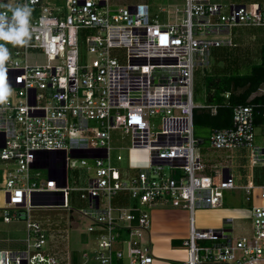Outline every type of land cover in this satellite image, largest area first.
<instances>
[{
  "label": "built area",
  "instance_id": "2783aa9c",
  "mask_svg": "<svg viewBox=\"0 0 264 264\" xmlns=\"http://www.w3.org/2000/svg\"><path fill=\"white\" fill-rule=\"evenodd\" d=\"M10 1L32 8L31 40L14 49L24 62L15 56L5 65L13 90L0 105V189L6 198L0 208L5 221L25 219L27 233L24 247H0V264H74L70 254L64 259L46 252L48 230L33 215L36 207H69L67 172L74 157L87 168L90 158L95 162L93 176L79 189L89 202L80 212L92 219L88 230L99 237L98 264H125V257L129 264H155L151 238H145L151 224L145 206L158 202L191 213L183 241L187 257L170 264H264V183L251 176L238 184L229 166L210 167L194 134L196 65L210 62L212 47L235 44L234 26L264 25V2L183 0L151 19L147 3L112 11L108 0ZM81 32L94 55L85 61ZM113 47H125L126 62L112 54ZM30 49L45 61L29 62ZM257 105H235L232 125L214 129L210 146L249 149L251 165L264 164V145L254 143L256 125L264 133V103ZM156 113L161 127L155 129L149 116ZM114 129L129 134L132 148L148 149L146 166L130 164L131 173L112 162ZM41 168L48 169L46 177ZM238 186L252 201L249 233L235 235L231 216L224 219L228 227L195 225L196 207H219L226 189ZM115 195L134 201L114 204Z\"/></svg>",
  "mask_w": 264,
  "mask_h": 264
},
{
  "label": "rangeland",
  "instance_id": "374dc122",
  "mask_svg": "<svg viewBox=\"0 0 264 264\" xmlns=\"http://www.w3.org/2000/svg\"><path fill=\"white\" fill-rule=\"evenodd\" d=\"M225 4L231 2L242 3L249 1L246 0H214ZM255 1V0H254ZM264 2V0H259ZM63 2V0H61ZM142 3L149 4L150 18L154 19L158 17L163 18V7H171L174 4H183V0H108V7L112 11H116L121 6L138 5ZM7 4H11L8 0ZM228 7L225 5L224 10L227 11ZM257 29L256 26L239 25L234 26L230 35L236 42L232 45L214 46L210 53V62L205 64H197L194 73V100L198 106L206 105L208 101V77L221 71H229L238 65V69L241 72H248L250 70V60L260 59V53L258 48L260 43L252 42L249 36L252 31L246 37V29ZM87 32H81L80 35V54L82 61L91 59L94 55L89 52L88 44L86 41ZM0 43H6L0 41ZM10 49V57L15 56L24 62V55H15L14 49L21 48L20 46H13L8 43ZM23 48V47H22ZM21 48V49H22ZM112 54L118 56L121 62L127 61L125 47H113ZM29 62H44L45 55L38 53L33 49L28 51ZM13 90V89H11ZM151 121L154 128L161 127V119L159 114H151ZM121 129L113 130V137L111 140L112 148L110 150L112 162L120 167L122 170H129L131 173L133 169L129 168L130 164H136L139 167L146 166L150 160V154L147 148H132V142L129 134L121 132ZM255 144L264 145V133H262V126L256 125L255 128ZM200 151L203 158L209 161L211 165L217 166H229L234 173L238 184H243L248 181L249 178L254 179L256 183H264V164L258 161L253 166L250 163V150L246 149L244 152L241 149H214L210 146L209 142L200 145ZM243 152V153H241ZM121 153L123 158L117 159V154ZM75 161V162H74ZM74 162V163H73ZM1 163V160H0ZM90 168L82 165L79 157L71 159V167L68 168V184L70 185V205L65 206H53V207H36L33 210L35 218L46 226V228H54L53 231L57 235L54 241L49 238L44 245V249L48 253L56 254L58 257L64 259L70 254L76 257L77 264H98L96 255L99 250V237L96 232L88 230V225L92 222L91 218L85 216L82 212L83 209L88 208L89 202L86 198L81 197V191L79 188L86 186L89 181V177L94 174V159H89ZM33 169V174H34ZM44 175H47V170H42ZM164 171L171 173V168L165 166ZM2 198L5 199L3 190H0V203ZM134 200L130 197H126L125 200H119L118 195L113 197L114 204H131ZM252 201L247 199V193L241 186L226 189L225 199L219 207L211 206H199L196 207L194 212V223L197 227L211 228L219 225L221 218L225 216L234 217V233L235 235H241L243 233H249L253 223L251 216ZM1 207V206H0ZM150 212V233L145 235V238H151L152 252L157 257L155 264H170V260H184L187 257V246L183 245L182 241L177 244H172L169 241L171 225L180 226L183 223L182 211H186V218L189 224L190 230V209L183 206H174L172 204H164L158 202L152 207H148ZM23 220V227L17 230L22 237L26 236V221ZM5 221L0 220V225L6 224ZM124 222H127L125 220ZM12 224V223H10ZM176 233V232H174ZM58 239V241H56ZM25 244L23 243V245ZM5 247V246H1ZM173 249V250H172ZM53 250V251H52ZM67 250V254L65 255ZM170 250V251H168ZM50 251V252H49ZM87 252V256L84 253ZM174 256H170L171 253ZM125 264H129L128 258L124 259Z\"/></svg>",
  "mask_w": 264,
  "mask_h": 264
},
{
  "label": "trees",
  "instance_id": "16d2710c",
  "mask_svg": "<svg viewBox=\"0 0 264 264\" xmlns=\"http://www.w3.org/2000/svg\"><path fill=\"white\" fill-rule=\"evenodd\" d=\"M258 52L260 59L250 60L248 72H241L236 65L229 71L209 75L208 101L194 109V134L199 145L209 142L214 129L232 125L235 105L253 104L259 109L257 104L264 103V41L260 43ZM73 262L77 264L76 257H73Z\"/></svg>",
  "mask_w": 264,
  "mask_h": 264
},
{
  "label": "clouds",
  "instance_id": "9594fccd",
  "mask_svg": "<svg viewBox=\"0 0 264 264\" xmlns=\"http://www.w3.org/2000/svg\"><path fill=\"white\" fill-rule=\"evenodd\" d=\"M6 11H0V41L11 43L14 47L27 46L31 40L30 18L32 8L27 4L12 6L0 5ZM11 13L9 17L8 13ZM10 59V52L4 43H0V105H5L12 90L6 82V62Z\"/></svg>",
  "mask_w": 264,
  "mask_h": 264
},
{
  "label": "crops",
  "instance_id": "0c3cea01",
  "mask_svg": "<svg viewBox=\"0 0 264 264\" xmlns=\"http://www.w3.org/2000/svg\"><path fill=\"white\" fill-rule=\"evenodd\" d=\"M251 1H254V0H250V2ZM242 3H246V2H242ZM252 27H254V26H252ZM256 27H257V29L253 28V30L246 29V37L249 34V31H252L251 35L249 36V38H251L252 42H256V44H257V43H261V42L264 41V25H258ZM242 151L244 152V150H242ZM243 152H241V153H243ZM43 169L47 170V175H48V169L41 168V171ZM42 174L45 177L47 176V175H44L43 171H42ZM3 193L5 195L4 191H3ZM52 199H53V197L44 196L42 200H45V201L49 202ZM5 200H6V198L5 199L2 198V203H0V206H3L5 204ZM182 214H183V216H182L183 223L180 226L171 225L170 228H169L170 234H172L169 237V241L173 245L177 244V243H179L181 241L183 243L184 238L187 237L188 234H189V224H188V221H187V218H186L187 217L186 216V211H182ZM226 217H229V216H225V217L221 218L219 225H216L214 227H222V226L228 227L227 225H225V222H224V219ZM22 219L23 218L14 219V220H11V221H5L2 218L1 208H0V220L1 221H5L4 223H6V224L0 225V247L1 246L10 247V248H21V247H23L21 245H23V243L25 244V237L26 236L22 237L17 232V230H20V228L23 227L22 225H23L24 222H23ZM10 223H12V224H10ZM53 229L54 228H52V229L47 228L48 234H49V238H52V241H54L55 237H57V235L54 233ZM174 232H176V233H174ZM56 241H58V239ZM168 251H170V250H168ZM53 252H56V251H53ZM66 254H67V250H66L65 255ZM173 254H172V252L169 253L170 256H174ZM76 262H77V260H76Z\"/></svg>",
  "mask_w": 264,
  "mask_h": 264
},
{
  "label": "water",
  "instance_id": "95a60500",
  "mask_svg": "<svg viewBox=\"0 0 264 264\" xmlns=\"http://www.w3.org/2000/svg\"><path fill=\"white\" fill-rule=\"evenodd\" d=\"M102 3H104V0L102 1ZM54 172L52 171V170H50V173H49V176L51 177V176H54Z\"/></svg>",
  "mask_w": 264,
  "mask_h": 264
}]
</instances>
